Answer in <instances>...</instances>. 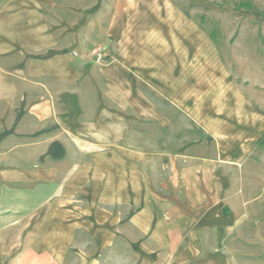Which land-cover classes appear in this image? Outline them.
Returning <instances> with one entry per match:
<instances>
[{
    "label": "crops",
    "instance_id": "crops-1",
    "mask_svg": "<svg viewBox=\"0 0 264 264\" xmlns=\"http://www.w3.org/2000/svg\"><path fill=\"white\" fill-rule=\"evenodd\" d=\"M120 1L0 0V264H239L219 159L175 155L151 171L170 148L151 128L167 124L150 93L215 139L195 104L218 75L164 15L145 14L170 0ZM109 3L126 14L103 16ZM98 31L105 62L92 56Z\"/></svg>",
    "mask_w": 264,
    "mask_h": 264
},
{
    "label": "rangeland",
    "instance_id": "rangeland-1",
    "mask_svg": "<svg viewBox=\"0 0 264 264\" xmlns=\"http://www.w3.org/2000/svg\"><path fill=\"white\" fill-rule=\"evenodd\" d=\"M170 1L173 7L152 6L150 13L145 8V14L164 15L167 34L181 32L182 40L198 47L200 57L207 58L205 67L218 76L209 81L208 86L200 83L195 106L208 114L222 133L216 134L215 139L207 136L183 111L169 101H158L154 93H150L152 101L165 111L163 120L167 124L162 127L152 120L151 128L159 131L158 135L170 148L163 155L156 153L153 157L152 175H163L166 171L161 163H170L169 159L175 155L182 163L189 162L191 157L219 159L216 174L226 176L222 185L223 207L227 213L235 212L238 222L228 252L239 264H264V144H259L264 134V0H250L253 5L250 9L242 6L247 0ZM115 10L119 15L126 14L125 6L115 8L109 3L103 8V16ZM99 31L96 40L91 41L92 56L95 58L97 50L105 52L108 60L113 48L111 44H103ZM191 31L194 32L192 38L184 39ZM183 45L189 46L188 43ZM218 52L224 63L219 61ZM168 84L171 86L167 87L168 96L179 97L180 82L168 77ZM144 92L148 93L145 89ZM135 126L142 125L136 122ZM251 143V150L241 156L242 148ZM247 160V177H242L243 162Z\"/></svg>",
    "mask_w": 264,
    "mask_h": 264
},
{
    "label": "built area",
    "instance_id": "built-area-1",
    "mask_svg": "<svg viewBox=\"0 0 264 264\" xmlns=\"http://www.w3.org/2000/svg\"><path fill=\"white\" fill-rule=\"evenodd\" d=\"M108 55L104 52H101V51H95V60L97 62H105L107 61V57Z\"/></svg>",
    "mask_w": 264,
    "mask_h": 264
},
{
    "label": "trees",
    "instance_id": "trees-1",
    "mask_svg": "<svg viewBox=\"0 0 264 264\" xmlns=\"http://www.w3.org/2000/svg\"><path fill=\"white\" fill-rule=\"evenodd\" d=\"M244 8H253V5L250 3V0H247L246 3L242 5ZM214 38V36H212ZM215 39V38H214ZM259 144H264V134L259 139Z\"/></svg>",
    "mask_w": 264,
    "mask_h": 264
}]
</instances>
